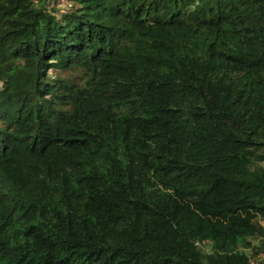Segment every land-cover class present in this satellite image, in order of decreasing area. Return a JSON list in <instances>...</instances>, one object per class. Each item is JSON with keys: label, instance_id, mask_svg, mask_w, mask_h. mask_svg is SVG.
I'll list each match as a JSON object with an SVG mask.
<instances>
[{"label": "trees", "instance_id": "16d2710c", "mask_svg": "<svg viewBox=\"0 0 264 264\" xmlns=\"http://www.w3.org/2000/svg\"><path fill=\"white\" fill-rule=\"evenodd\" d=\"M0 0V264H264V0Z\"/></svg>", "mask_w": 264, "mask_h": 264}, {"label": "rangeland", "instance_id": "374dc122", "mask_svg": "<svg viewBox=\"0 0 264 264\" xmlns=\"http://www.w3.org/2000/svg\"><path fill=\"white\" fill-rule=\"evenodd\" d=\"M57 8H66L70 4L67 0H55ZM264 165V161H260ZM261 225L264 227V221H261Z\"/></svg>", "mask_w": 264, "mask_h": 264}]
</instances>
